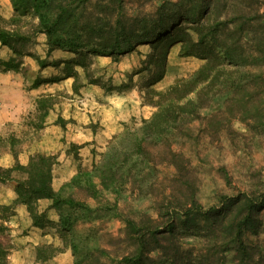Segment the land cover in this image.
I'll return each mask as SVG.
<instances>
[{
	"label": "rangeland",
	"instance_id": "obj_1",
	"mask_svg": "<svg viewBox=\"0 0 264 264\" xmlns=\"http://www.w3.org/2000/svg\"><path fill=\"white\" fill-rule=\"evenodd\" d=\"M207 4L213 13L204 15L201 10ZM82 12L81 23L89 16L91 21L101 20L100 26L106 30L119 17L121 22L116 27H124L133 36L144 33L148 37L132 44L130 51L118 57L86 54L84 49L55 48L47 52L45 35L35 32L37 19L27 13L12 22L11 1L0 0L5 26L30 36L28 42L16 44L18 54H13L8 46H0V60L11 55L22 62L18 72H0L10 74V81L0 79V112L9 114L16 110L12 119L0 126V153L10 149L16 156L22 153L27 161L35 154L54 156L53 187L57 186L61 171L90 169L125 131L138 130L142 121L156 112L152 103L158 100V93L204 64V57L210 55L206 48L212 46L214 53L219 54L220 47L214 44H224L235 59L224 70H216L215 82L206 89V96L201 97L199 118L193 117L179 133L166 131L161 142L150 145L152 163L134 169L118 194L106 192L98 199L116 200L119 217L78 223L71 233L64 235L46 226L45 240L50 242L34 246L32 255L36 253L39 264H46L47 259L66 249L68 254L61 255L62 264L82 260L83 264H122L120 259L134 253L137 246L126 230L122 219L126 217L144 228L146 246L142 248L141 264H199L204 257H211L210 264H233L228 261L230 253L223 251L227 247L223 240L226 237L209 236L204 229L216 217V210L223 208L222 216L228 212L223 202L229 197L247 190L264 192L263 104L244 105L247 94L240 89V84L246 81L248 88H252L257 83L255 75L264 77V65L258 66L254 60L257 56L262 58V45L256 38L264 32V18L256 16L264 15V0H90ZM103 16L110 18L111 24L102 21ZM167 20L165 27L171 26L173 31L169 35L165 68L157 79L160 59L153 57L156 53L153 41L147 40ZM203 28L221 30L223 34L207 42L206 48L200 45L199 53L182 55L181 46L195 48L201 43ZM223 53L224 50L218 58ZM36 76L45 82L30 88ZM9 82L16 83L5 93V96L12 95V91L15 94L13 106L12 98L1 97L4 85ZM232 84L239 87L234 90ZM42 108L47 109L45 116ZM45 127H53L55 131L44 136ZM37 146L44 151L28 153L30 147ZM11 176L20 178L22 172L14 170ZM0 194V214L5 216L4 223L9 228L10 255L24 245L14 241L13 226L9 225L14 215L19 219L21 216L11 206L3 208L11 204L5 201L10 189L7 187ZM66 194H73L90 206L96 204L76 188L65 189ZM186 199L188 203L182 205L180 202ZM37 209L43 211L38 204ZM252 214L258 227L243 234L242 240L264 264V207H256ZM46 216L56 218L54 212L46 211ZM170 220L171 227L165 228ZM149 228L155 232L147 231ZM21 235H27V229L17 234ZM76 237L78 247L72 254L67 246ZM89 248L93 250L92 258L86 257ZM173 255L177 262L170 261ZM7 261L12 264L10 256Z\"/></svg>",
	"mask_w": 264,
	"mask_h": 264
},
{
	"label": "trees",
	"instance_id": "obj_2",
	"mask_svg": "<svg viewBox=\"0 0 264 264\" xmlns=\"http://www.w3.org/2000/svg\"><path fill=\"white\" fill-rule=\"evenodd\" d=\"M10 1L13 7L12 22H17L22 15L27 13L37 19L35 32L45 35L48 45L47 52H51L55 48L69 51L84 49L86 54L99 53L118 57L130 51L133 47L132 44L137 43L140 39H145L146 41V37H148V34L145 35L144 33L133 36V34L126 32L124 27H116V24L119 25L121 22L118 19L119 17L114 19L113 25L106 26L108 28L106 29L107 31L105 26H100L101 20L96 18H94L96 21H91L89 20L90 17L87 16L81 23L80 20L84 17L82 9L90 0ZM212 9L211 5L207 4L202 8L201 13L209 15ZM263 16L257 15L256 17L264 18ZM110 20L107 16H103L102 21L111 24ZM168 22L167 20L158 26L157 31L150 35V40H147L153 41L151 44H153V48L156 51L153 57L159 56L160 59V64L157 66L160 75L157 79L161 77L164 71L166 54L170 44L169 35L173 31L171 26L169 28L165 27ZM4 23V19L0 15V45L8 46L13 54H18L19 52L15 47L16 44L28 42L30 36L9 29ZM203 30L205 31L200 35L201 43L197 44L195 48H190L187 45H184L185 48L181 46L180 53L182 55H190L193 51L199 53L197 51L200 45L205 47L207 42L213 40L217 35L223 34L221 30L218 32L207 28H203ZM212 30L214 32H211ZM256 39L257 43L262 45V58L257 56L254 60L256 65L261 66L264 65V32ZM214 45L220 47L218 48L219 54L224 50L220 58H218V52L214 53L212 46L205 47L210 55L204 57V64L187 78L176 80L164 91L158 93V100L152 103L157 110L150 119L143 120L138 130L125 131L120 138L108 146L98 161L92 163L90 169L79 168L57 190H54L51 185L53 165L55 164V158L52 155L35 154L29 157L25 165L16 163L11 167H0V184L8 185L14 195L11 204L3 208L7 210L12 207L14 209L17 204H22L26 207L33 226L39 228L50 226L59 235H64L65 232L71 233L74 226L78 223L119 217L120 213L117 210L116 200L113 202H99L98 199L102 198V195L106 192L118 194L134 169L140 165L144 166L152 163L149 157L151 154L150 145L161 142L162 135L166 131L174 130L179 133L184 128L183 126L191 121L193 117L199 118L197 110L202 105L201 97L203 95L206 96V89L215 82L216 70H224L225 66L228 63H233V59H235V55L230 50H227L224 44ZM238 58L237 56L235 64L238 63ZM257 59H261L263 62L259 63ZM255 61H250V63L254 64ZM21 64L22 62L16 57L6 56L0 60V72H18ZM254 78L257 83L250 89L247 81L240 84L241 91L244 90L245 94H247L244 95L243 102L246 106L254 102H258L259 106L263 104L261 110L264 111V77L262 74H257ZM43 82H45L43 79L36 76L31 81L30 88H37ZM223 86L226 87L227 84L225 83ZM231 87L234 89L239 87V85L232 84ZM39 102L41 103V101ZM43 109L42 116H45L47 109ZM1 140L2 138L0 137V142ZM14 170L21 171L22 176L20 178L12 177L11 173ZM73 188L83 191L87 197L96 202L95 206H90L86 201L74 198L73 194L64 195L65 189L72 190ZM44 198L50 200L49 208L55 211L57 215L56 221L47 218L46 210L38 211L37 202L39 199ZM187 201L186 199L185 202L180 203L186 205ZM193 201L190 199V203H193ZM223 203L228 208V212L222 216L221 210L223 208L220 211L216 210V217L211 220L209 228L204 229L205 233L217 238L219 236L226 237L223 240L226 241L224 245L227 247L223 251L230 253L229 262L233 264H260L262 262L260 256L252 254L251 249L242 240V236L249 230L256 231L258 227L256 224L257 218L252 213L256 207H264L263 190L238 192ZM122 219L126 225L127 232L137 241V246L134 253L123 256L120 262L122 264H141L142 248L144 245L146 246L143 239L144 228L132 219L126 217ZM4 222L5 216L0 214V264H8L9 228ZM171 225L172 221L170 220L165 225V228L168 226L170 228ZM163 226L161 225V227ZM147 231L152 234L155 232L154 229L150 228ZM77 240H79L77 237L72 239L67 246L72 254L77 250ZM213 245L216 246V244ZM92 251L90 249L86 257L92 258ZM38 257L37 255L36 259ZM223 259H225L224 256ZM83 261L85 262V260H82L73 264H83ZM170 261L177 262V257L174 255L170 256ZM210 263H212L211 257L206 259L204 257L199 262V264Z\"/></svg>",
	"mask_w": 264,
	"mask_h": 264
},
{
	"label": "crops",
	"instance_id": "obj_3",
	"mask_svg": "<svg viewBox=\"0 0 264 264\" xmlns=\"http://www.w3.org/2000/svg\"><path fill=\"white\" fill-rule=\"evenodd\" d=\"M1 46V45H0ZM10 74H1L0 73V79L1 77L4 78V80H9V77ZM10 81V80H9ZM15 82H9V84H7L6 86L4 85V89L5 91L2 92V99L3 100H7V99H11L13 100V102L11 103V105L13 106V103H14V99L15 98V94H13V91H12V95H8L6 94L5 96V93H6V90L8 88H11V87H14ZM16 110L13 109L12 112H9V114H5V111H1L0 112V126L2 123H4V121L6 120H11L12 117H13V113L15 112ZM46 129H44V132L42 133V135L46 136L47 133H50L52 131H55L54 128H47L45 127ZM34 151H39V152H43V148H40V147H30L28 149V153H31V152H34ZM52 152V151H51ZM45 153H48V151H45ZM16 161H18L19 164L21 165H25L27 163V158H23L22 157V153H18V155L16 156L14 153H12V151L10 149H7L6 151H3L2 153H0V166L2 167H11ZM75 173L74 170L72 169H64L63 171L60 172V174L58 175L59 177L57 178L58 180V184L56 187H53L52 188L54 190H57L61 185L62 183L68 181L71 176ZM7 187L10 189V194L8 196V200L5 199V201L7 203H11L12 201V198H14V195H13V191L12 189L7 186L6 184H0V192L1 191H5L7 189ZM1 195V194H0ZM1 203V201H0ZM50 200L49 199H39L37 204L42 206L43 207V210H46L47 212H54L55 211L52 209V208H49L50 206ZM14 211H16V213H18V215H20V219L17 218V216L14 215V220L10 221L9 225L10 226H13V229H12V233L13 235L15 236L14 241H19L20 243L23 242L24 245L22 246H19L18 248L14 249L12 254L8 255L11 257V260H12V264H39V262L37 261L36 259V253H33V248L34 246L36 245H39L40 243H43L44 241L46 243L50 242V240L46 241L45 238L48 236V233H47V230L45 228H39V227H36V226H33L32 225V220L31 218L29 217L28 215V212L26 210V207L22 204H17L15 207H14ZM56 215V213H55ZM51 220L53 221H56L57 220V215H56V218H51ZM22 229H27V235H21V236H17L18 233H20V231ZM27 242H32V244L28 243ZM68 254V250L64 249V251H59V253L49 259H47L45 262L46 264H56L57 263H61L62 264V261H61V255H67ZM7 256V258H8Z\"/></svg>",
	"mask_w": 264,
	"mask_h": 264
}]
</instances>
